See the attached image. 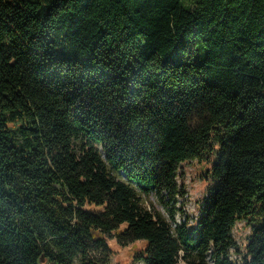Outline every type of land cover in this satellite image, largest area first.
<instances>
[{
	"label": "trees",
	"instance_id": "obj_1",
	"mask_svg": "<svg viewBox=\"0 0 264 264\" xmlns=\"http://www.w3.org/2000/svg\"><path fill=\"white\" fill-rule=\"evenodd\" d=\"M193 160L196 217L148 210ZM113 237L264 264V0H0V264H108Z\"/></svg>",
	"mask_w": 264,
	"mask_h": 264
},
{
	"label": "rangeland",
	"instance_id": "obj_2",
	"mask_svg": "<svg viewBox=\"0 0 264 264\" xmlns=\"http://www.w3.org/2000/svg\"><path fill=\"white\" fill-rule=\"evenodd\" d=\"M178 167L181 172L178 174L177 184L183 187L185 191L184 196L169 198L168 196L160 197L155 193H151L149 196L143 198V204L148 210H158L165 217H168L172 213L171 211L174 210V218L177 214H180L181 216L186 215L188 218L194 219L199 211L200 202L209 186V180L205 177L204 171L210 167V164L207 161L198 163L193 160L180 163ZM249 232L250 229L244 221H238L235 224L233 236L240 247H243L245 244ZM116 240V237H113L108 241L111 249L109 253H106L108 264H131L130 255L132 247L121 246ZM140 244V242H136V246H140ZM102 255L104 254H97L100 259H102ZM233 258L235 257L233 256ZM179 264L185 263L180 261Z\"/></svg>",
	"mask_w": 264,
	"mask_h": 264
},
{
	"label": "built area",
	"instance_id": "obj_3",
	"mask_svg": "<svg viewBox=\"0 0 264 264\" xmlns=\"http://www.w3.org/2000/svg\"><path fill=\"white\" fill-rule=\"evenodd\" d=\"M181 220H183V219H180V218L177 216V218H176V222H177V223H180Z\"/></svg>",
	"mask_w": 264,
	"mask_h": 264
}]
</instances>
